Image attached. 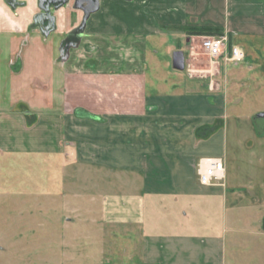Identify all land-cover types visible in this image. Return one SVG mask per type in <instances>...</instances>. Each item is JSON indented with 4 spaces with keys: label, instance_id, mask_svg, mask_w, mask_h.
Segmentation results:
<instances>
[{
    "label": "crops",
    "instance_id": "crops-1",
    "mask_svg": "<svg viewBox=\"0 0 264 264\" xmlns=\"http://www.w3.org/2000/svg\"><path fill=\"white\" fill-rule=\"evenodd\" d=\"M18 1L14 9L0 0V161L37 155L86 167L89 185L72 192L70 211L94 234L102 229L100 240H135L138 264H225L227 240H253L251 255L262 253L264 94L252 99L233 83L256 81L252 67L227 70L225 94L146 61L144 46L158 58L166 46L164 29L200 25L187 8L171 9L181 0H144L154 15L134 0H100L74 38L61 26L44 34L34 24L38 0ZM226 3L232 17H264V0ZM85 34L114 46L92 62L95 72L69 53ZM118 39L139 57L129 59ZM210 157L223 159L224 178L204 186L197 167Z\"/></svg>",
    "mask_w": 264,
    "mask_h": 264
},
{
    "label": "rangeland",
    "instance_id": "rangeland-1",
    "mask_svg": "<svg viewBox=\"0 0 264 264\" xmlns=\"http://www.w3.org/2000/svg\"><path fill=\"white\" fill-rule=\"evenodd\" d=\"M226 1L181 0L173 7L170 2H162L164 11L168 12L171 7L182 11L187 8L192 22L216 26L221 30L211 35H190L184 29L186 25L170 26L164 29L167 37L165 34L159 36L161 43L166 45L159 50V58L152 48L144 46L145 58L146 61L160 59L167 75H191L195 81L204 82L203 88H208L209 92L220 91L225 94L233 93L232 90L226 91L230 88L226 71L238 66L252 67L251 72L257 74L256 81L248 74L234 79L233 83L237 84L236 91L241 89L245 95L254 99L260 92L261 95L264 94V17H232L227 12ZM147 2L134 0L141 13L151 12L152 15L157 13L152 11L153 6L149 7ZM23 5L20 3L14 9ZM52 13L56 19V28L63 27L68 35L79 32L84 12L81 7L76 6V0H68ZM187 24L191 23L188 21ZM219 36H226L229 46L241 47L247 53L245 60L239 63L225 62L222 59L211 62L202 43L205 38ZM135 39L139 40L140 37L129 38L127 41L134 43ZM110 41H112L110 38L105 39L101 35H82L79 46L69 52L72 55L71 60L74 59L75 64L80 65L82 70L95 72L96 69L92 65L95 63L92 62L98 61L97 58L101 60L105 57L104 51L114 47L106 45L105 42ZM129 42L125 44L118 39L116 44L122 45L121 49L123 48L126 56L133 59L138 55L133 53L135 51ZM175 51H183L185 55L186 66L183 71L172 67V56ZM87 65L90 67H86ZM148 75L151 73L148 72ZM86 177V167L69 164L64 165L63 169L53 158L43 160L37 155H29L26 158L1 159L0 264L139 263L140 254L136 252L138 246L135 240H115L112 235L113 240H100L103 237L100 233L104 232L102 229L97 228L94 234L92 228L86 224L87 229L82 221L78 222L79 216L70 211L71 206L78 205L77 199L71 195L72 192L87 190L89 182L86 181ZM75 218L77 220L72 222ZM110 229H107L108 234L118 231L115 228ZM93 235H96L97 240H90ZM88 236L90 238H87ZM251 244L253 240H227L225 264H264V245L260 248L262 253L253 257Z\"/></svg>",
    "mask_w": 264,
    "mask_h": 264
},
{
    "label": "built area",
    "instance_id": "built-area-1",
    "mask_svg": "<svg viewBox=\"0 0 264 264\" xmlns=\"http://www.w3.org/2000/svg\"><path fill=\"white\" fill-rule=\"evenodd\" d=\"M202 46L211 62L223 59L225 62L239 63L246 58V53L241 47L238 45L229 46L226 36L205 38ZM224 173L223 159L217 157L203 158L197 167L199 182L204 186L219 184L224 178Z\"/></svg>",
    "mask_w": 264,
    "mask_h": 264
},
{
    "label": "water",
    "instance_id": "water-1",
    "mask_svg": "<svg viewBox=\"0 0 264 264\" xmlns=\"http://www.w3.org/2000/svg\"><path fill=\"white\" fill-rule=\"evenodd\" d=\"M44 0H40L39 1V7L43 9V7L41 6V3ZM61 3L56 6V8H59L60 6H62L63 4H65L68 0H60ZM6 3L11 7V8H15L17 5H19L21 2H19L18 0H6ZM76 6L81 7L83 9L84 12V16H83V21H82V25L80 28V31H83L87 25V21L89 19V17L97 12L99 10L100 7V0H76ZM48 13V10H44V14ZM48 20V24L47 26H45V28L42 27V25L40 26L41 31L44 34H48L49 32L53 31L56 28V19L55 17L49 12V14L47 15ZM35 22L37 23V20L35 18ZM172 64H173V68L178 70V71H183L185 69L186 66V60H185V55L183 53V51H175L173 53V57H172ZM259 117H264V112L258 114Z\"/></svg>",
    "mask_w": 264,
    "mask_h": 264
},
{
    "label": "flooded vegetation",
    "instance_id": "flooded-vegetation-1",
    "mask_svg": "<svg viewBox=\"0 0 264 264\" xmlns=\"http://www.w3.org/2000/svg\"><path fill=\"white\" fill-rule=\"evenodd\" d=\"M60 3H61L60 0H44L41 3V6L43 7V9L39 7V11L35 15V18L37 20V23L35 22V18H34V24L36 26H38L39 28H40L39 25H42V27L45 28V26H47V24H48V20L46 19L47 18V15L49 14V12L53 15L52 11L55 10L56 9V6H58ZM45 9L48 10V13H46V14H44V10ZM81 32L82 31L79 30L78 33L76 32V34L69 35V37L70 38L78 37L81 34Z\"/></svg>",
    "mask_w": 264,
    "mask_h": 264
},
{
    "label": "trees",
    "instance_id": "trees-1",
    "mask_svg": "<svg viewBox=\"0 0 264 264\" xmlns=\"http://www.w3.org/2000/svg\"><path fill=\"white\" fill-rule=\"evenodd\" d=\"M186 32L190 35H211L218 33L217 31L221 30L219 27L211 25H187L184 27ZM262 130L259 129V133Z\"/></svg>",
    "mask_w": 264,
    "mask_h": 264
}]
</instances>
